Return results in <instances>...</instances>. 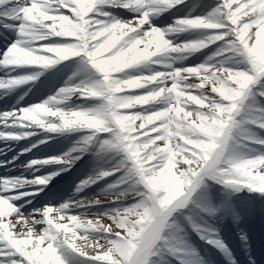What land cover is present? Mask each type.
<instances>
[{
  "label": "snow or ice",
  "instance_id": "1",
  "mask_svg": "<svg viewBox=\"0 0 264 264\" xmlns=\"http://www.w3.org/2000/svg\"><path fill=\"white\" fill-rule=\"evenodd\" d=\"M0 264H264V0H0Z\"/></svg>",
  "mask_w": 264,
  "mask_h": 264
}]
</instances>
